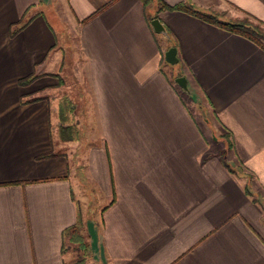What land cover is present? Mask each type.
I'll use <instances>...</instances> for the list:
<instances>
[{
	"label": "crops",
	"instance_id": "crops-1",
	"mask_svg": "<svg viewBox=\"0 0 264 264\" xmlns=\"http://www.w3.org/2000/svg\"><path fill=\"white\" fill-rule=\"evenodd\" d=\"M190 1L264 22V0ZM158 8L0 0V264H67L63 231L79 215L96 264H264V49ZM73 30L79 124L94 136L79 145L58 133L60 42ZM166 38L210 128L172 81Z\"/></svg>",
	"mask_w": 264,
	"mask_h": 264
},
{
	"label": "rangeland",
	"instance_id": "rangeland-1",
	"mask_svg": "<svg viewBox=\"0 0 264 264\" xmlns=\"http://www.w3.org/2000/svg\"><path fill=\"white\" fill-rule=\"evenodd\" d=\"M151 2L148 3V5H151ZM152 9L155 12V8L152 7ZM151 9V11H152ZM159 34V33H158ZM67 38V40H66ZM166 46H165V51L173 45V42L169 39H165ZM61 45H65L64 51H63V68L61 70V76L60 78L62 79V82L59 86V89L57 90V96L60 98V102L63 100V98L69 99L71 102L69 103L68 107H66L67 112V121L64 122V124H74L75 125V130L73 133V139L70 140L73 145L75 144H82L85 141L92 142L94 139V136L92 134V126H88L85 128L87 131L86 136L84 135V130H83V125L79 124L83 121V119L79 118V108L82 107L83 103H78V94L79 92L78 88H82L81 86L79 87L77 80L81 78V70L78 68V64L80 63L81 55L77 46V37L75 31H71L70 36L67 35L65 39H62L60 42ZM165 51L162 52V58L163 62L167 65L170 66V68L173 70L172 74V81L175 83V86L179 90V92L186 98L189 106L191 107V110L196 112L199 121L207 128H210L212 126V123L210 121V116H211V111L209 108H207L208 103L201 101L199 98L195 99L194 98V93L195 90L198 91L197 89L194 88V86L188 85V88L190 89V92H186L178 82H176V78L180 75H183V72L180 69L179 62L175 64L174 66L171 65L169 62L165 60ZM192 96V97H191ZM80 106V107H79ZM65 109V108H64ZM87 121L86 120V124ZM58 122L59 126L62 124V121L60 119V116H58ZM88 128V129H87ZM59 133V130H58ZM86 138V139H85ZM224 142L226 146H228L229 142L227 138L224 139ZM216 148H220L223 146L221 143L217 142ZM81 148L79 147V150ZM78 150V151H79ZM81 153V152H79ZM80 155V154H79ZM80 166L81 163H80ZM82 238L76 237L74 240H70L69 238L66 239V244H67V256H68V263L67 264H96L92 261L91 255L89 251L85 248V245L88 244L86 234L85 232L81 231Z\"/></svg>",
	"mask_w": 264,
	"mask_h": 264
},
{
	"label": "trees",
	"instance_id": "trees-1",
	"mask_svg": "<svg viewBox=\"0 0 264 264\" xmlns=\"http://www.w3.org/2000/svg\"><path fill=\"white\" fill-rule=\"evenodd\" d=\"M143 1L145 2V4H148L152 0H143ZM158 1H159L158 9H181L188 11L189 13L196 15L204 19L205 21L223 27L229 31L244 35L250 38L251 40H253L254 42H256L259 46H261L264 49V22L253 17L251 14H247V16L241 19H234V18L226 17L224 12L196 7L190 0H184L175 5H169L163 0H158ZM155 16L158 15L157 14L151 15L149 19L151 20ZM29 19L30 18L28 15L24 17L22 22L19 24L20 26L17 27L16 25L13 32H15L18 28L23 27ZM61 82L62 79L60 78V83ZM70 102L71 101L67 98H63V100L60 102L59 116L62 121V124L59 126V135L63 140H72L73 133L74 131H76L74 124L72 123L64 124V122L67 121V114H66L67 112L64 111H66V107H68ZM224 163L229 168L230 171H234V169L228 162L224 160ZM246 190L247 192L250 193L248 186H246ZM82 225H83L82 220L79 215L78 220L74 225L64 229L63 238L65 239L69 238L70 240H74L76 239V237H78L79 239L82 238L81 235V230L83 227ZM85 248L89 251V253H91L90 246L88 244L85 245Z\"/></svg>",
	"mask_w": 264,
	"mask_h": 264
},
{
	"label": "water",
	"instance_id": "water-1",
	"mask_svg": "<svg viewBox=\"0 0 264 264\" xmlns=\"http://www.w3.org/2000/svg\"><path fill=\"white\" fill-rule=\"evenodd\" d=\"M46 4H49L51 0H43ZM151 26L153 30L156 33L163 34L167 38H170L169 31L167 27L164 25L162 20L158 17L155 16L151 19ZM165 60L169 62L171 65H175L179 62V56H178V49L177 46L172 45L170 46L166 51H165ZM176 82L179 83V85L186 91L189 92L188 88V80L185 75H180L176 79Z\"/></svg>",
	"mask_w": 264,
	"mask_h": 264
}]
</instances>
